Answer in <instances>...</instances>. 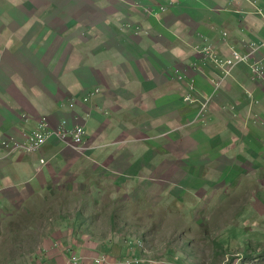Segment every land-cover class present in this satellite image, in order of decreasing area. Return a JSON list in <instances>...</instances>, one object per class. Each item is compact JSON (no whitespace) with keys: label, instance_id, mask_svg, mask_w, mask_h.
Instances as JSON below:
<instances>
[{"label":"crops","instance_id":"crops-1","mask_svg":"<svg viewBox=\"0 0 264 264\" xmlns=\"http://www.w3.org/2000/svg\"><path fill=\"white\" fill-rule=\"evenodd\" d=\"M46 2L0 0V224L19 209L30 205L28 210H34L33 200L43 198L48 200L44 207L52 204L56 211L50 219L53 234L31 263L136 259L130 264H151L148 259L157 253L145 243L140 227L114 228L113 235L102 237L111 229L91 199L85 212L76 213L78 220L64 224L68 214L61 212L62 200L74 197L58 186L69 183L65 178L79 181L77 166L86 167V175L87 167L97 163L116 167L118 183H168L195 154L203 159L201 167L228 168L221 179L232 184L243 170L264 161V124L255 123L264 122V84L253 81L250 71L252 62L264 59V0H60L44 15ZM87 2L91 6L74 19L73 11ZM207 46L221 58L238 50L255 59L238 63L216 85L218 68L200 51ZM177 69L212 98L205 124L186 126L197 106L184 103L188 84L172 76ZM95 89L100 94L84 102ZM42 120L54 128L62 121L71 128L84 126V151L56 137L35 154H10L2 146L8 138L27 140ZM259 173L264 177V167ZM242 228H225L228 245L236 244ZM174 255L163 258L171 261ZM179 261L184 264V257ZM173 263L180 264H167Z\"/></svg>","mask_w":264,"mask_h":264},{"label":"rangeland","instance_id":"rangeland-1","mask_svg":"<svg viewBox=\"0 0 264 264\" xmlns=\"http://www.w3.org/2000/svg\"><path fill=\"white\" fill-rule=\"evenodd\" d=\"M59 1L47 0L46 5L41 7L44 15L49 14L50 10L53 11ZM82 5L83 7L77 6L73 11L77 13L74 19L78 20L79 15L85 13L91 6L89 2ZM46 9L49 11L46 12ZM128 26L132 27L133 23H129ZM141 29L142 27L137 25L136 33L140 34ZM66 123L71 129L68 122ZM186 123L188 128H193L205 124V120L196 121L191 117ZM255 123L259 127L264 124L263 121ZM78 150L83 152L84 148L80 147ZM202 160L200 161L195 154L191 157L190 164L183 167L184 172H177L172 180L162 184H146L144 180L118 183V169L113 167L110 170L96 161L98 167H87L86 175L84 174L87 171L86 167L77 166L76 177L79 178L80 175L81 179L76 178L79 181L73 182L65 178L69 183L58 186L64 188L62 190L65 193L72 192L74 197L62 200L65 204L62 205L61 212L68 214L64 224L70 223L71 219L78 220L76 213L81 210L85 212V207L91 199L98 213L100 211L104 213L103 220L106 224L102 219L100 223L111 229L103 232V238L113 235L114 228L126 229L127 226L141 228L145 243L157 253L153 255V261L148 259V263L167 264L174 260L180 263L179 260L184 257V264H264V177L259 173L264 167V161L257 160V166H249L243 170L235 183L229 184L226 181L222 182L221 179L228 168L223 166L213 168L209 164L204 168L200 165ZM175 165L181 164L176 162ZM69 188L71 191H65ZM120 191L124 193L120 197L125 198L126 205H121L125 200L116 195ZM232 192L237 196L235 199L232 198L233 200L228 198ZM130 196L133 197V201ZM235 200L236 202L239 200L237 204ZM33 201L34 210H28L30 205L19 209L7 215V220L0 224V264H34L31 263L32 259L53 234L51 223L56 217V211L52 204L44 207L48 200L44 201L43 198ZM53 201L55 202L54 199H50L51 203ZM231 202L235 205H230ZM55 203L61 202L57 200ZM241 205L245 208H239ZM219 210L223 212L219 213ZM120 212L125 213L119 215ZM52 217L54 218L50 220ZM233 224L243 227L244 231L238 232L234 246H227L230 234H224V231L228 225ZM235 230L236 227L233 232ZM85 231L89 233L88 230ZM138 245L140 247L142 243ZM170 252H175V255L171 261L165 260L163 257ZM101 261L105 262L104 259ZM133 261L138 263L136 259H126L122 264ZM143 261L145 262L144 259Z\"/></svg>","mask_w":264,"mask_h":264},{"label":"built area","instance_id":"built-area-1","mask_svg":"<svg viewBox=\"0 0 264 264\" xmlns=\"http://www.w3.org/2000/svg\"><path fill=\"white\" fill-rule=\"evenodd\" d=\"M225 35H227L226 32ZM200 51L205 58L212 60L214 65L218 68L220 78L219 81L216 82V85H221L225 82L232 75L233 68L238 63H249L255 59L253 58V53H244L238 50H234L232 55L228 58L217 56L210 46L201 48ZM250 71L253 81L258 84H264V59L252 62L250 64ZM172 76H175V79L187 81V93L184 97V102L186 104L196 105L197 113L194 119L196 121H204L207 112L210 109L212 98L203 96L196 81L194 79L188 80L182 71L177 69ZM100 92V89H95L93 92H90L84 98V102L90 103L98 94H100ZM249 95L251 97L253 96L252 93H249ZM70 106L74 107L75 102H71ZM86 136L87 129L84 126H76L69 129L66 121H62L54 128L53 126H50V123L47 120H42L39 129L34 133H31L27 140L20 141L16 138H8L1 143L10 154H35L40 153L47 142L53 137L71 144L73 148L79 149L85 144ZM41 161L42 163L45 162L44 159ZM140 247H142V245H140Z\"/></svg>","mask_w":264,"mask_h":264},{"label":"bare ground","instance_id":"bare-ground-1","mask_svg":"<svg viewBox=\"0 0 264 264\" xmlns=\"http://www.w3.org/2000/svg\"><path fill=\"white\" fill-rule=\"evenodd\" d=\"M252 105H253V104H252ZM257 105H258V104H257ZM259 106H260V105H259ZM235 115H236V114H235ZM255 115H256V114H255ZM248 121H249V120H248ZM248 123H249V122H248ZM249 125H250V124H249ZM249 125H248V126H249ZM137 243H139V244H140V242H137ZM142 244H143V243H142Z\"/></svg>","mask_w":264,"mask_h":264},{"label":"trees","instance_id":"trees-1","mask_svg":"<svg viewBox=\"0 0 264 264\" xmlns=\"http://www.w3.org/2000/svg\"><path fill=\"white\" fill-rule=\"evenodd\" d=\"M226 246V245H225ZM227 246H230V245H227ZM233 246H234V244H233Z\"/></svg>","mask_w":264,"mask_h":264}]
</instances>
